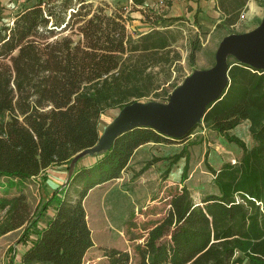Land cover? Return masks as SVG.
<instances>
[{"label":"trees","instance_id":"obj_1","mask_svg":"<svg viewBox=\"0 0 264 264\" xmlns=\"http://www.w3.org/2000/svg\"><path fill=\"white\" fill-rule=\"evenodd\" d=\"M130 1L137 8L145 2ZM247 1L215 0L223 17L214 31H225L220 40L243 33L234 28ZM180 20L157 17L149 21L150 30L133 37L126 28L128 17L120 11L92 9L86 0H35L2 25L0 178L15 184L49 167L68 166L76 154L97 144L98 122L108 110L148 96L167 102L178 84L169 83V92L163 86L181 59L175 48L180 35L170 27ZM193 23L201 29L196 19ZM199 49L196 36L187 66H194ZM228 61L229 85L221 99L207 107L201 122L237 145L240 158L218 171L208 169L216 191L197 203L183 184L184 165L181 187L145 238L153 248L148 264H264V72ZM243 121L249 124V149L226 135ZM172 140L149 128L123 133L92 166L72 173L64 188L53 191L34 218L23 194L0 197V236L23 228L17 241L27 244L21 264H83L93 244L83 207L88 192L119 178L141 146ZM182 157L181 151L172 161ZM52 203V218L31 239ZM164 239L167 244H159ZM107 257V264H125L126 256L115 250Z\"/></svg>","mask_w":264,"mask_h":264},{"label":"rangeland","instance_id":"obj_2","mask_svg":"<svg viewBox=\"0 0 264 264\" xmlns=\"http://www.w3.org/2000/svg\"><path fill=\"white\" fill-rule=\"evenodd\" d=\"M86 1L92 5V9L100 7L106 13L122 12L128 17L126 28L133 37L151 29L150 22L157 17L172 18L167 16L172 0H145L141 8L134 7L130 0ZM34 2L35 0H2L0 27L9 24L17 12ZM263 14L264 7L257 20L250 18V15L245 16L244 13L234 31L252 30L259 24ZM146 16L150 20H147ZM181 18L182 20L173 22L170 27L180 35L175 48L179 51L181 59L172 69L170 82L163 86L168 92L171 90L169 83L172 81L179 86L194 70L211 67L219 40L225 33L223 29L215 30L207 37L203 29H198L192 21ZM196 36L200 49L196 53L194 66L189 67L186 58ZM159 79L162 81L161 76ZM161 100L155 96H148L138 102L147 104ZM119 111L120 109L108 110L100 116L98 122L100 138L113 123ZM226 135L236 137L247 149L252 146L248 125L245 123L241 122ZM181 151L183 157L177 162L172 161L174 155ZM240 155L241 150L237 145L227 142L223 135L204 126L202 122L194 126L182 141L173 139L168 143H148L136 152L119 178L109 181L98 190H92L84 199L83 207L93 244L85 253L83 264H107V253L111 250L126 256L123 257L125 264H148V255L152 253L153 248L146 245L145 238L148 231L166 214L170 196L181 187L180 176L184 165H187V169L183 184L193 202L197 203L204 194L216 191L213 175L208 169L218 171L223 164L233 165L238 162ZM75 172L74 169L73 173ZM36 178L15 184L7 178H0V197L10 198L23 194L34 218L47 198L59 188L52 187L55 184L51 185V182H47L42 175ZM68 182L69 180L66 185ZM54 208L55 204L52 203L48 212L43 213L38 219L35 230L30 234L31 239L35 238L36 231L47 222L48 213ZM2 216L3 212H0V218ZM22 229L0 236V264H21L20 256L27 246L17 242ZM167 241L164 239L159 244L166 245Z\"/></svg>","mask_w":264,"mask_h":264},{"label":"water","instance_id":"obj_3","mask_svg":"<svg viewBox=\"0 0 264 264\" xmlns=\"http://www.w3.org/2000/svg\"><path fill=\"white\" fill-rule=\"evenodd\" d=\"M229 58L256 71L264 72V14L252 30L223 37L214 53L213 65L194 70L170 93L167 102H134L120 109L113 123L97 144L76 154L68 165L70 179L79 158L101 155L114 140L135 128H149L170 139L187 137L200 124L207 110L224 95L228 85Z\"/></svg>","mask_w":264,"mask_h":264},{"label":"crops","instance_id":"obj_4","mask_svg":"<svg viewBox=\"0 0 264 264\" xmlns=\"http://www.w3.org/2000/svg\"><path fill=\"white\" fill-rule=\"evenodd\" d=\"M263 2L264 0H248L244 8L243 14L245 13V16L250 15V18H252L253 20H257V18L261 16L260 15L261 10H262V7H264L262 5ZM2 6H3L2 0H0V7L2 8ZM167 16L172 17V18L184 17L186 20H189L192 22H194V19H196V23L198 24V26H200L201 29H203V32L206 33L205 35L207 37H209L210 34L214 32L215 25L218 24L223 17L222 14L215 7V0H172ZM242 123L249 125L247 121H243ZM146 145H148V143L138 148L134 152L133 156H135L136 152H138L140 149H142ZM100 156L101 155H85L84 157L78 159V161L76 162L74 166V169L77 171L79 169L88 168L92 166L98 160ZM132 158L130 159V161L132 160ZM67 167H68L67 165L52 166V167L45 169L43 172H41L40 175H42L43 178L45 177L47 182H51L50 183L51 185L55 184V185H52V187L58 186L59 188L58 187L57 188L60 189L62 188L65 181L67 180V174H68ZM108 183L109 182H106L99 187L93 188L92 190H98L99 188L105 186ZM92 190L89 191L87 196L92 192ZM53 214H54V210H51L48 213L47 222L44 224L43 227H45L48 221H50ZM26 248L27 247L25 246L24 251L26 250ZM24 251H22V253Z\"/></svg>","mask_w":264,"mask_h":264},{"label":"built area","instance_id":"obj_5","mask_svg":"<svg viewBox=\"0 0 264 264\" xmlns=\"http://www.w3.org/2000/svg\"><path fill=\"white\" fill-rule=\"evenodd\" d=\"M243 15V14H242ZM242 15H241V18H242Z\"/></svg>","mask_w":264,"mask_h":264}]
</instances>
